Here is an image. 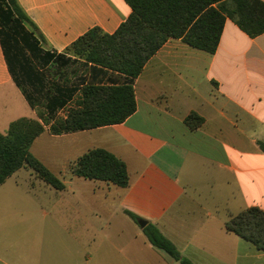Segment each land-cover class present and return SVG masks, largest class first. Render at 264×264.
I'll return each mask as SVG.
<instances>
[{"label": "crops", "instance_id": "obj_1", "mask_svg": "<svg viewBox=\"0 0 264 264\" xmlns=\"http://www.w3.org/2000/svg\"><path fill=\"white\" fill-rule=\"evenodd\" d=\"M16 1L36 30L0 25V133L18 119L43 124L30 152L65 188L28 167L0 184V264H179L147 241L139 219L192 264H264L224 228L249 207L264 211V33L250 38L226 19L212 54L168 39L133 80L136 110L124 122L54 136L49 125L75 107L82 86L125 81L66 49L92 28L114 33L131 8ZM191 112L203 118L194 130L184 124ZM54 139H65L61 150L45 148ZM93 148L125 163L126 188L64 181L78 178L71 165ZM83 185L86 197H64Z\"/></svg>", "mask_w": 264, "mask_h": 264}, {"label": "trees", "instance_id": "obj_2", "mask_svg": "<svg viewBox=\"0 0 264 264\" xmlns=\"http://www.w3.org/2000/svg\"><path fill=\"white\" fill-rule=\"evenodd\" d=\"M131 8L129 17L112 34L95 27L78 37L66 52L102 71L119 74L125 81L117 85L88 83L82 86L75 107L63 119L49 125L48 133L58 136L92 130L124 122L136 110L133 80L148 60L168 39H180L197 50L215 52L224 21L231 20L248 37L264 33V3L261 0H124ZM0 25L22 28L31 33L36 27L26 17L16 0H0ZM29 33V37H30ZM34 41V40H33ZM203 118L191 112L184 124L191 130ZM44 125L36 120L18 119L0 133V184L22 167L30 168L44 183L57 191L62 181L30 152L33 141ZM264 153V144H259ZM74 176L126 188L129 177L125 163L111 152L93 148L71 165ZM133 219L138 217L127 212ZM224 228L264 254V211L249 207L230 217ZM147 241L163 250L179 264H192L151 224L143 228Z\"/></svg>", "mask_w": 264, "mask_h": 264}, {"label": "rangeland", "instance_id": "obj_3", "mask_svg": "<svg viewBox=\"0 0 264 264\" xmlns=\"http://www.w3.org/2000/svg\"><path fill=\"white\" fill-rule=\"evenodd\" d=\"M63 142H65V139H54V140H51L50 141H45L44 143V146L45 148H47V150H61L63 148V146L65 144H63ZM66 177H64V181L66 182H69V181H72L73 183H89L87 182L88 180H84L82 178H73V180H70L67 175H65ZM76 187V186H75ZM89 190H88V186H81V187H78L75 188L73 191H67L65 192L64 194V197L66 199H73L75 197H86V194H88Z\"/></svg>", "mask_w": 264, "mask_h": 264}, {"label": "water", "instance_id": "obj_4", "mask_svg": "<svg viewBox=\"0 0 264 264\" xmlns=\"http://www.w3.org/2000/svg\"><path fill=\"white\" fill-rule=\"evenodd\" d=\"M137 223L141 229L144 228L146 225V221L140 219L137 221Z\"/></svg>", "mask_w": 264, "mask_h": 264}]
</instances>
